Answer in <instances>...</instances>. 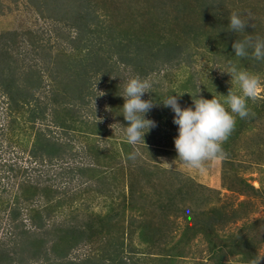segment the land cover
<instances>
[{"label": "rangeland", "instance_id": "rangeland-1", "mask_svg": "<svg viewBox=\"0 0 264 264\" xmlns=\"http://www.w3.org/2000/svg\"><path fill=\"white\" fill-rule=\"evenodd\" d=\"M233 12L250 17L245 32L228 29ZM87 34L100 47L86 51ZM248 35L264 37V0H0V50L12 55L18 86L48 107L33 123L28 110L13 115L22 129L14 131L15 142L9 131L0 135V159L25 166L41 190L50 186L55 209L43 227L34 212H21L25 233L16 245L6 244L1 264L9 258L13 264H251L259 256L264 264V98L249 101L254 115L236 118L223 143L225 158L206 161L202 172L177 158L178 125L162 102L183 92L181 108L194 107L196 95L224 102L228 91L239 92L222 72L229 62L264 80V61L234 55L232 44ZM70 51L77 58L95 51L105 66L78 79L66 67ZM86 60L93 64L90 55ZM133 76L153 82L142 99L153 100L145 118L156 124L137 145L124 137L122 104L108 107L104 92L109 82L124 102L120 95ZM51 83L65 92L62 101L91 92L74 112L98 131L52 122ZM42 132L60 145L58 153L45 150L34 159ZM59 222L74 223L64 233L74 239L57 235Z\"/></svg>", "mask_w": 264, "mask_h": 264}, {"label": "trees", "instance_id": "trees-1", "mask_svg": "<svg viewBox=\"0 0 264 264\" xmlns=\"http://www.w3.org/2000/svg\"><path fill=\"white\" fill-rule=\"evenodd\" d=\"M90 33V32H89ZM87 38L83 40L84 49L88 50L89 45L93 44L94 47H100V41H94L90 35H86ZM84 37V36H83ZM91 39V40H90ZM93 40V41H92ZM92 41V43H90ZM4 48V47H2ZM6 49V48H4ZM100 49V48H99ZM65 52V51H62ZM61 52V54H63ZM67 54L69 58H67L66 67L69 69L71 74L81 79V77H91L97 76L94 74V66L95 65H103V60L97 56L94 51L93 54L88 52L84 56L77 58L74 57L72 51ZM88 55L92 58L93 64H89L90 61L86 60ZM92 55V56H91ZM66 56V57H67ZM14 65L15 61L12 58V55L7 50H0V104L6 105L5 115L0 114V135L6 136V132L9 131V139L13 141L15 136V130L22 129L18 124V119L13 117L20 114V112L24 110H28L31 116H29L30 122H35L38 118H42L43 115L48 111V107L41 104L40 101H34L33 95L29 94L25 89L28 86H18L14 78ZM31 67V66H30ZM30 71V69H29ZM104 72V71H103ZM100 75L101 80H103L104 73ZM38 73V72H37ZM91 74V75H90ZM42 75H38L37 77V87H42L40 82L42 81ZM51 77V76H50ZM103 82V81H102ZM101 83V81H99ZM49 99L50 105L52 108L51 116H53L52 122L59 127L74 129L79 131L80 125L84 124V126L88 129H92L93 131H98L96 127H99L98 124H89L90 122L78 119V114L74 111L78 112L79 108L77 104L87 105L88 99L87 96L90 95L91 92H87L86 95L83 96V92H72V88L68 89L72 92V99L70 101H62L61 98H64V93L61 91L57 84H49ZM91 85V84H90ZM45 87V86H44ZM87 88H89L87 86ZM85 89V88H84ZM105 99H109L110 104L108 107L112 109L117 106L119 103L123 105L121 99L118 98V94L115 85L111 83H107L105 86ZM117 97V98H116ZM114 98V99H113ZM32 99L34 101V106L31 108H26L31 103ZM49 105V106H50ZM63 114L64 116H62ZM17 120V121H16ZM14 123V124H13ZM14 125V126H13ZM43 130V129H42ZM48 131V130H47ZM47 134V133H46ZM42 133H38L39 137L36 139L35 151L32 152V156L34 159L44 155L45 150L48 152L57 151L60 146L55 139H50L49 135ZM15 142V141H13ZM37 151H39L37 153ZM43 151V152H42ZM47 152V153H48ZM45 153V154H47ZM50 157L51 155L48 154ZM56 156V155H55ZM0 225L5 224L6 228L0 234V264L4 262V258L2 255H6L8 252V248L6 247L8 243L17 244L19 240L23 237L24 231L20 229V227L24 226L22 223L21 212L26 210L29 213L34 212L33 217L37 216L38 220L42 223L38 224L40 227H43L45 222L50 219L51 215H53L55 210L51 208L53 204L50 203L51 198L49 191L47 190L50 186H44V189L40 186L39 180L31 178L26 173V168L23 165L13 164L8 162L7 160L0 159ZM11 175V176H10ZM10 177L13 179L10 180ZM15 188V189H14ZM8 189V190H6ZM43 199V201H42ZM45 211V212H44ZM44 212V213H42ZM107 217H100L102 220H108ZM110 218V217H109ZM111 220V219H109ZM20 222V223H19ZM55 227V226H54ZM57 235L62 238H73L71 235H64V233L76 229L74 223L70 226L68 222H59L57 226L54 228ZM62 232V233H61ZM29 234V232H28ZM32 235L31 233L27 236ZM6 242V243H4ZM29 243V242H28ZM46 250H43L45 253ZM14 260L9 258L7 264H13Z\"/></svg>", "mask_w": 264, "mask_h": 264}, {"label": "clouds", "instance_id": "clouds-1", "mask_svg": "<svg viewBox=\"0 0 264 264\" xmlns=\"http://www.w3.org/2000/svg\"><path fill=\"white\" fill-rule=\"evenodd\" d=\"M250 17H244L233 12L228 17V29L234 33L245 32V25ZM234 55L244 58L251 55L256 60L264 61V37L245 36L233 44ZM226 72L239 86V92H229L224 95V102L211 99H193L194 107L181 108L178 96L185 93L169 95L162 100L165 106H170L174 112L173 123L178 125V135L174 138L177 158L197 171H204L205 162L222 160L226 153L223 143L229 138L236 125V118H248L254 115L249 107V101L255 102L264 98V80L259 74L250 73L229 62ZM153 82L147 78L133 76L124 86V103L121 106L122 115L128 122L124 127V137L130 145L144 144V135L156 126L155 121L145 118V114L153 107V100L142 99V95L151 92ZM200 92L199 90L196 94ZM227 105V108L225 107ZM169 165V164H168ZM170 167V165H169ZM262 256L254 258L251 264H258Z\"/></svg>", "mask_w": 264, "mask_h": 264}]
</instances>
